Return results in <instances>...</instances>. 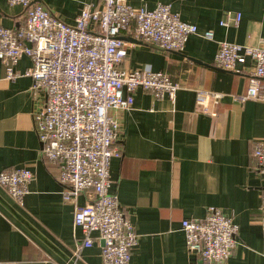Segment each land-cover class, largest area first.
<instances>
[{
  "label": "crops",
  "instance_id": "1",
  "mask_svg": "<svg viewBox=\"0 0 264 264\" xmlns=\"http://www.w3.org/2000/svg\"><path fill=\"white\" fill-rule=\"evenodd\" d=\"M66 24L73 25L85 5L99 0H36ZM134 8L153 9L169 3L181 20L195 24L182 51H165L136 37L133 23L121 32L128 53L122 69L165 71L180 87L172 100L157 99L138 88L127 110L110 109L118 122L115 145L120 156L110 161V192L138 234L130 264H264V229L260 205L264 181L255 171L253 143L264 140V101L237 97L245 94L253 61L239 72L214 65L220 42L259 46L264 43V0H128ZM240 13L228 20L226 13ZM22 5L0 0V25L17 30L25 21ZM213 31L210 40L206 31ZM23 55L14 67L20 75L6 77L0 62V171L27 167L33 173L20 205L0 185V264H71L84 234L74 225V206L58 183L60 167L40 150L33 112L45 102L23 72L30 67ZM198 88L222 94L210 114L195 103ZM92 190L79 193L80 205ZM209 207L233 216L238 226L232 255L222 263L203 262L186 249L181 220L203 218ZM99 234L81 248L75 264H102Z\"/></svg>",
  "mask_w": 264,
  "mask_h": 264
},
{
  "label": "built area",
  "instance_id": "2",
  "mask_svg": "<svg viewBox=\"0 0 264 264\" xmlns=\"http://www.w3.org/2000/svg\"><path fill=\"white\" fill-rule=\"evenodd\" d=\"M98 7L85 5L73 25L66 24L36 0H8L22 5L25 21L17 30L0 25V62L8 79L20 74L14 67L23 56L31 66L23 75L31 79L34 91L44 92L45 102L33 112L35 131L43 156L60 167L58 183L64 187L66 201L73 204V222L84 237L76 249L71 264L81 255V248L93 244L92 233L99 234L102 264H130L132 248L138 234L122 210L117 194L110 192L109 168L111 158L120 156L115 143L118 122L110 109H129L133 92L142 88L161 99L175 98L180 84L165 71L149 68L122 69L119 65L128 53V43L121 32L133 23L137 39L155 44L165 51H182L188 37L198 31L193 23L181 20L169 3H158L153 9L134 8L128 0H99ZM240 20V13H226L228 20ZM210 40L213 31H206ZM251 59L253 71L240 102L264 101V43L259 46L220 42L214 65L225 71L239 72V65ZM198 109L210 114L222 94L198 88L195 93ZM255 171L264 181V140L253 143ZM33 178L27 167L0 171V185L20 205ZM92 190L86 204L80 205L79 193ZM260 210L264 229V188ZM203 218L182 219L188 252L203 262H225L236 244L238 226L233 216L218 207H209Z\"/></svg>",
  "mask_w": 264,
  "mask_h": 264
},
{
  "label": "water",
  "instance_id": "3",
  "mask_svg": "<svg viewBox=\"0 0 264 264\" xmlns=\"http://www.w3.org/2000/svg\"><path fill=\"white\" fill-rule=\"evenodd\" d=\"M102 244H103V242H102Z\"/></svg>",
  "mask_w": 264,
  "mask_h": 264
}]
</instances>
